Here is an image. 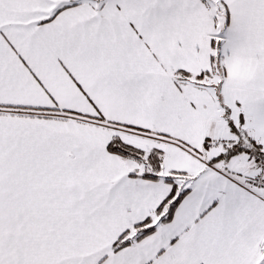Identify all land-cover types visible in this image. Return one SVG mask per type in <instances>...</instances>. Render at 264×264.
I'll list each match as a JSON object with an SVG mask.
<instances>
[{
  "label": "snow or ice",
  "instance_id": "1",
  "mask_svg": "<svg viewBox=\"0 0 264 264\" xmlns=\"http://www.w3.org/2000/svg\"><path fill=\"white\" fill-rule=\"evenodd\" d=\"M0 264H264V0H0Z\"/></svg>",
  "mask_w": 264,
  "mask_h": 264
}]
</instances>
